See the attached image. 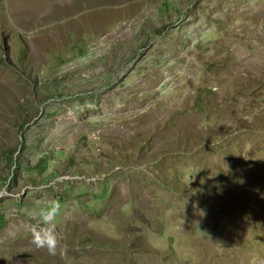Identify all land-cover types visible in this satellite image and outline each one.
<instances>
[{
	"label": "rangeland",
	"instance_id": "obj_1",
	"mask_svg": "<svg viewBox=\"0 0 264 264\" xmlns=\"http://www.w3.org/2000/svg\"><path fill=\"white\" fill-rule=\"evenodd\" d=\"M0 264H264V0H0Z\"/></svg>",
	"mask_w": 264,
	"mask_h": 264
},
{
	"label": "clouds",
	"instance_id": "obj_2",
	"mask_svg": "<svg viewBox=\"0 0 264 264\" xmlns=\"http://www.w3.org/2000/svg\"><path fill=\"white\" fill-rule=\"evenodd\" d=\"M62 209L60 200H47L36 213L38 222L31 227L32 243L51 255H56L62 248L63 236L57 228V219L62 215Z\"/></svg>",
	"mask_w": 264,
	"mask_h": 264
}]
</instances>
